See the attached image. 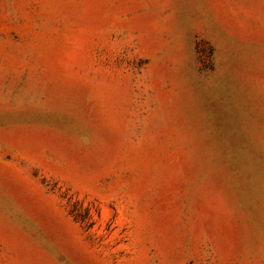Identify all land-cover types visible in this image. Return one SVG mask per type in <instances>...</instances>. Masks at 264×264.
<instances>
[{
    "label": "rangeland",
    "instance_id": "rangeland-1",
    "mask_svg": "<svg viewBox=\"0 0 264 264\" xmlns=\"http://www.w3.org/2000/svg\"><path fill=\"white\" fill-rule=\"evenodd\" d=\"M0 264H264V0H0Z\"/></svg>",
    "mask_w": 264,
    "mask_h": 264
}]
</instances>
